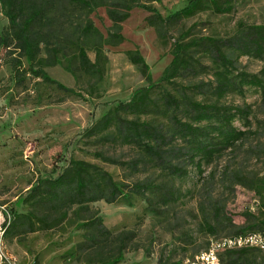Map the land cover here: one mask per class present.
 Listing matches in <instances>:
<instances>
[{
  "label": "rangeland",
  "instance_id": "1",
  "mask_svg": "<svg viewBox=\"0 0 264 264\" xmlns=\"http://www.w3.org/2000/svg\"><path fill=\"white\" fill-rule=\"evenodd\" d=\"M61 1L50 13L54 37L46 47L51 48L68 37L64 53L72 60L76 54L75 41L90 24L103 37V57L99 65L102 73L100 77L80 73L73 76L61 65L44 69L50 78L81 95L76 97L28 73L24 58L19 57L15 46L1 52L0 264H86L76 255L74 257L73 249L83 240V231L77 230L73 221L51 231L31 234L18 231L13 237L5 238L3 232L10 211L25 213L29 209L23 199L37 180L57 177L72 158L99 166L116 181L167 183L176 190L177 201L167 206L156 204L155 212L145 211L146 205L141 198L136 199L132 207L122 203L109 205L103 201L90 204V208L98 210L104 226L112 233L124 230L137 233L119 264H180L203 250L210 237L229 236L237 228L249 226L255 218H261L264 214L262 200L253 191L236 185L231 178L232 174L238 173L249 180L264 182V91L258 88L244 87L241 93L227 94L218 101L220 106L245 110L247 116H237L232 121V126L244 131L245 136L233 147L214 155L211 163H201L200 168L195 163H181L187 172L182 177H171L145 160L136 146L120 145L119 142L95 143L93 139L85 138V133L107 110L127 102L136 90L147 86L140 69L129 61L127 51L139 52L156 82L171 61V46L182 32L193 27L192 36L229 38L239 22L264 24V0H237L228 15L204 11L169 26L162 37L146 24L145 19L151 13L141 6L148 5L166 17L181 9L187 0L152 3H146V0H90L92 9ZM126 7H129L128 17L120 24L122 41L117 45L107 43L105 40L114 33L107 10L123 13ZM6 27L7 20L0 10V34ZM83 42L89 59L94 62L91 37ZM42 49H45L44 45ZM228 53L237 70L264 78L261 73L264 58L238 56L236 51ZM41 56L48 57V54L43 51ZM18 60L22 65L18 73H13L11 66L17 65ZM72 62L75 64V60ZM202 63L211 66L207 59H202ZM206 72L189 80L208 83L211 76L208 70ZM163 89L174 93L169 85L157 86L152 98L158 103ZM193 98L200 102H215V98L207 93ZM176 114L178 118L183 117L181 112ZM161 116L154 115L164 125L166 120ZM152 118L151 115L141 116L140 120ZM95 152H101L117 163L102 162L93 156ZM136 160H140L137 169L125 165ZM82 217H89V214ZM206 224L214 226L216 234H210ZM219 264H264V255L247 252L235 263L224 256Z\"/></svg>",
  "mask_w": 264,
  "mask_h": 264
},
{
  "label": "trees",
  "instance_id": "2",
  "mask_svg": "<svg viewBox=\"0 0 264 264\" xmlns=\"http://www.w3.org/2000/svg\"><path fill=\"white\" fill-rule=\"evenodd\" d=\"M67 1L84 9L93 7L90 0ZM158 1L146 0V3ZM236 1L187 0L181 9L166 17H162L148 5L141 7L151 13L145 19L146 24L153 27L157 35L162 37L169 26H175L204 11L209 10L215 15H228ZM61 3V0H0V10L7 20V27L0 34V54L2 51H9L12 45L15 46L19 57L24 58L26 71L34 78L54 86L57 90L80 97L81 95L73 89L50 78L44 69L61 65L73 76L80 73L84 76L100 77L103 37L88 24L82 36L75 41L76 54L72 59L75 60V64L64 53L68 37L47 48L54 37L53 17L50 13ZM125 10L123 13L107 10L114 29V33L105 40L107 43L117 45L122 41L120 24L127 19L129 7ZM192 29L193 27L188 28L175 39L170 50L171 61L156 82L152 80L149 67L139 52L137 50L126 52L129 61L140 69L147 86L136 90L127 102L107 110L87 129L85 138L93 139L99 144L119 142L120 145L136 146L141 150L145 160L165 170L171 177L186 175L187 172L181 167V163H195L200 168L201 163H211L214 155L233 147L244 138L245 132L236 130L232 126V121L237 116H247L245 110L233 106H220L218 101L227 94L241 93L244 87L264 91V78L237 70L234 59L228 53L236 51L238 56L264 58V24L248 25L239 22L235 33L226 39L192 36ZM90 37L94 62L89 59L83 42V39L87 40ZM70 43L72 45V42ZM43 51L48 57L41 56ZM202 59H207L211 66L203 64ZM21 65V61L18 60L17 65L11 66L12 72L18 73ZM207 70L211 76L208 83L189 80L206 74ZM177 80H180L179 84ZM184 81L187 83L184 84ZM159 85L171 86L174 93L163 89L158 103L152 98V92ZM207 86L208 90L205 89ZM206 93L215 98L214 103H210L209 100L200 102L193 98L195 95ZM177 112H181L183 117L178 118ZM150 115L153 116L152 119L140 120L141 116ZM154 115H162L166 123L161 124ZM93 156L105 163H117L101 152H95ZM139 161L125 165L137 169ZM231 178L236 185L253 191L262 200L261 205L264 209V182L249 180L238 173L232 174ZM138 198L143 199L145 211L155 212L154 205L167 206L176 202L178 196L175 188L167 183L152 184L144 180L126 184L114 180L108 172L95 164L72 158L57 177L39 179L30 188L23 199L29 208L27 212H9V221L3 225L4 237H13L18 231L29 234L51 231L73 221L75 228L83 231V240L73 249L74 257L76 255V258H80L86 264H119L128 246L136 239L137 233L134 230L112 233L104 226L98 216V210L90 208V204L103 201L109 205L122 203L132 207ZM83 214H89V217L83 218ZM254 220L251 225L237 228L229 236L210 238L233 237L255 230L264 231V214ZM205 227L210 234H216L214 226L206 224ZM208 241L203 250H206ZM247 252L264 255L254 249L225 251L219 255V263L224 256L235 263ZM196 254L187 259H192Z\"/></svg>",
  "mask_w": 264,
  "mask_h": 264
},
{
  "label": "built area",
  "instance_id": "3",
  "mask_svg": "<svg viewBox=\"0 0 264 264\" xmlns=\"http://www.w3.org/2000/svg\"><path fill=\"white\" fill-rule=\"evenodd\" d=\"M254 249L264 253V231L255 230L233 237L210 238L206 250L197 253L182 264H219V255L225 251Z\"/></svg>",
  "mask_w": 264,
  "mask_h": 264
}]
</instances>
